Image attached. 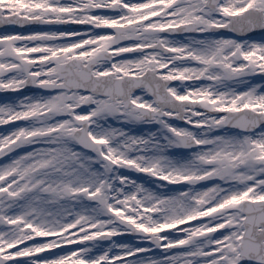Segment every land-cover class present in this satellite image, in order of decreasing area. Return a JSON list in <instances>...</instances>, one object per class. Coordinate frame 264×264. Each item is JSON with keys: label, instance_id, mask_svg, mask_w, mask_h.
<instances>
[{"label": "snow or ice", "instance_id": "1", "mask_svg": "<svg viewBox=\"0 0 264 264\" xmlns=\"http://www.w3.org/2000/svg\"><path fill=\"white\" fill-rule=\"evenodd\" d=\"M0 27V264H264V0H0Z\"/></svg>", "mask_w": 264, "mask_h": 264}, {"label": "rangeland", "instance_id": "2", "mask_svg": "<svg viewBox=\"0 0 264 264\" xmlns=\"http://www.w3.org/2000/svg\"><path fill=\"white\" fill-rule=\"evenodd\" d=\"M257 41H259L257 39ZM177 86L176 87H179V82L177 81ZM190 83V82H188ZM255 83H260V81L258 80V78H256L255 80ZM261 83H264V81L261 80ZM243 90V89H242ZM25 95L29 94V93H23ZM16 98V94L15 93H11L10 95H6V96H0V103H4L5 101L7 100H12V99H15ZM19 122H17L18 124ZM174 123H177V122H174ZM178 124V123H177ZM179 126L183 127V126H186L184 124H178ZM16 125H3V126H0V132H8L11 130L12 127H15ZM114 126H119V125H114ZM135 127V131H136V134H142V133H145L147 131H154L155 129L154 128H150L149 126H145V125H136L134 126ZM83 151V149H81ZM91 154V153H89ZM2 162H7L6 160H3ZM125 172L126 175H129L131 179H135L137 180L138 183H144L146 187H149V188H152L154 185H155V182L157 181V178H153V177H150L148 176L147 174H144V173H138V172H129L127 170H122ZM163 183H167V182H163ZM171 190H176V189H180L178 186H170ZM196 222H192L191 224H195ZM183 227V226H182ZM37 240L41 239V238H36ZM112 239H115L117 240V242H127V243H134L135 242V237H127V236H123V237H113ZM109 241L105 240V241H101V244L103 247H107ZM142 247H150V245L148 244H142L141 245ZM40 256H44L46 255V253H41L39 254ZM169 255H171V253H169Z\"/></svg>", "mask_w": 264, "mask_h": 264}, {"label": "bare ground", "instance_id": "3", "mask_svg": "<svg viewBox=\"0 0 264 264\" xmlns=\"http://www.w3.org/2000/svg\"><path fill=\"white\" fill-rule=\"evenodd\" d=\"M153 187H155V185L153 186ZM152 187V188H153ZM179 190H181V189H179ZM178 189H176V190H174V191H179ZM192 223V222H191ZM180 227H182V226H180ZM169 231H172V230H169ZM42 239H39V240H37L38 242L39 241H41ZM20 260L22 261V262H24V261H27V258H20Z\"/></svg>", "mask_w": 264, "mask_h": 264}, {"label": "flooded vegetation", "instance_id": "4", "mask_svg": "<svg viewBox=\"0 0 264 264\" xmlns=\"http://www.w3.org/2000/svg\"><path fill=\"white\" fill-rule=\"evenodd\" d=\"M4 29V28H3ZM7 29H13V28H7ZM17 29V28H16ZM125 58H131L128 54H125Z\"/></svg>", "mask_w": 264, "mask_h": 264}]
</instances>
